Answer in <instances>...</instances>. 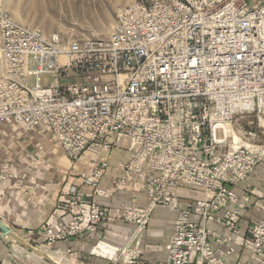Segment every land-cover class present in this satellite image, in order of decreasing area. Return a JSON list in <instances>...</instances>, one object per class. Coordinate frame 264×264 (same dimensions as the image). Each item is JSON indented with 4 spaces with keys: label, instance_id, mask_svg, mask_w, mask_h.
<instances>
[{
    "label": "built area",
    "instance_id": "built-area-1",
    "mask_svg": "<svg viewBox=\"0 0 264 264\" xmlns=\"http://www.w3.org/2000/svg\"><path fill=\"white\" fill-rule=\"evenodd\" d=\"M46 77L52 83L43 87ZM251 116L264 130V0H134L116 9L105 38L64 42L0 7V126H42L70 163L88 158L80 178L91 195L71 187L66 218L56 230L39 227V246L133 223L124 247L98 242L93 251L110 264H137L149 217L164 207L175 212L166 264H190L192 257L225 264L248 201L232 188L264 159V145L256 143L264 131L234 128ZM124 144L128 157L111 185L142 181L148 203L110 208L99 202L112 196L100 186L108 168L102 157ZM7 178L0 175L2 183ZM181 186L204 197L182 202L174 192ZM210 222L229 235L215 237ZM248 234L244 247L263 255L264 217ZM62 253L54 252L58 264L68 263Z\"/></svg>",
    "mask_w": 264,
    "mask_h": 264
},
{
    "label": "crops",
    "instance_id": "crops-1",
    "mask_svg": "<svg viewBox=\"0 0 264 264\" xmlns=\"http://www.w3.org/2000/svg\"><path fill=\"white\" fill-rule=\"evenodd\" d=\"M125 144L121 148L112 146L110 153L102 157L108 168L100 186L112 196L99 199V202L110 208L120 203L134 202L140 206L148 203L142 192V181L129 179L118 188L111 185L122 174L119 164L128 157ZM87 167V157L72 164L59 147L50 145L42 126L29 131L18 126H0V175L8 176L5 183L0 181V221L10 230L8 234L0 231L1 264H11L12 257L18 264H58L54 252L64 253L67 249H70L69 254H61L67 258L66 264H110L96 253L97 250L93 252V248L98 242L124 247L135 230L133 223H108L94 233L67 243L38 245L41 243L38 230L41 225L56 230L57 222L66 218L71 187H76L86 197L91 195V189L83 186L80 178ZM232 189L238 198L247 196L248 201L240 213L238 233L231 238L234 253L225 264H256L264 254L252 256L244 243L250 240L248 230L264 217V159ZM174 192L182 202H195L204 197L201 189L193 187L181 186ZM221 215L222 211L217 213L218 217ZM174 219L175 212L169 208L157 207L152 211L140 237L141 263L166 264V244ZM207 226L215 237L229 235L220 223L210 222ZM30 232L32 237L29 239ZM190 264H197L195 257Z\"/></svg>",
    "mask_w": 264,
    "mask_h": 264
},
{
    "label": "rangeland",
    "instance_id": "rangeland-1",
    "mask_svg": "<svg viewBox=\"0 0 264 264\" xmlns=\"http://www.w3.org/2000/svg\"><path fill=\"white\" fill-rule=\"evenodd\" d=\"M133 1L0 0V7L17 23L39 30L46 38L56 37L64 42L71 39L105 38L112 29L116 9L128 6ZM31 83H34V79ZM39 83L47 87L52 80L46 77L40 79ZM258 124L260 123L253 116L242 117L237 119L234 128L264 131ZM257 140V144L264 145V132L259 134ZM138 261L137 264H143Z\"/></svg>",
    "mask_w": 264,
    "mask_h": 264
},
{
    "label": "water",
    "instance_id": "water-1",
    "mask_svg": "<svg viewBox=\"0 0 264 264\" xmlns=\"http://www.w3.org/2000/svg\"><path fill=\"white\" fill-rule=\"evenodd\" d=\"M0 231H2L4 234H8L10 232L8 227H6L1 221H0Z\"/></svg>",
    "mask_w": 264,
    "mask_h": 264
},
{
    "label": "bare ground",
    "instance_id": "bare-ground-1",
    "mask_svg": "<svg viewBox=\"0 0 264 264\" xmlns=\"http://www.w3.org/2000/svg\"><path fill=\"white\" fill-rule=\"evenodd\" d=\"M94 252V251H93ZM96 254V253H95Z\"/></svg>",
    "mask_w": 264,
    "mask_h": 264
}]
</instances>
